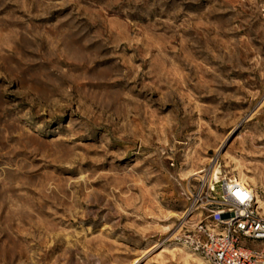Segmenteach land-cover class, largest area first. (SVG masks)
<instances>
[{"label": "rangeland", "instance_id": "obj_1", "mask_svg": "<svg viewBox=\"0 0 264 264\" xmlns=\"http://www.w3.org/2000/svg\"><path fill=\"white\" fill-rule=\"evenodd\" d=\"M212 159L264 214V0H0V264H204Z\"/></svg>", "mask_w": 264, "mask_h": 264}, {"label": "built area", "instance_id": "obj_2", "mask_svg": "<svg viewBox=\"0 0 264 264\" xmlns=\"http://www.w3.org/2000/svg\"><path fill=\"white\" fill-rule=\"evenodd\" d=\"M196 182L185 208L192 219L178 241L204 264H264V214L252 193L235 194L234 179H214L206 171Z\"/></svg>", "mask_w": 264, "mask_h": 264}, {"label": "bare ground", "instance_id": "obj_3", "mask_svg": "<svg viewBox=\"0 0 264 264\" xmlns=\"http://www.w3.org/2000/svg\"><path fill=\"white\" fill-rule=\"evenodd\" d=\"M218 152V151H217ZM213 161H215L214 159H212V160H210L209 162H210V165H209V167H208V169L206 170V175H208V176H210V177H213V175H212V173H213V171H214V169H215V165H214V162ZM203 171V170H202ZM200 171H197V172H194V173H192V174H190V175H195L196 176V174L197 173H199ZM243 179V178H242ZM244 181V180H243ZM235 186L238 188V191H241V193H244V194H246V193H248V194H251V191L250 190H248V188L243 184V182L242 181H237V183L235 184ZM234 193L236 194V191H234ZM241 193H240V197H243L242 195H241ZM252 195V194H251ZM239 196V195H238ZM261 208V207H260ZM152 249H155V248H152ZM152 249L150 250V251H152ZM169 252V251H168ZM146 257V256H145ZM197 258H195V260H196ZM197 263V262H196ZM199 264V263H198Z\"/></svg>", "mask_w": 264, "mask_h": 264}]
</instances>
